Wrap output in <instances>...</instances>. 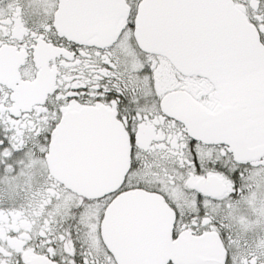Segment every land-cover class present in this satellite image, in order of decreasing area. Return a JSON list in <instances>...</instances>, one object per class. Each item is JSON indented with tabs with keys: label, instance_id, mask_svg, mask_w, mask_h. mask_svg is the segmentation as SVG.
<instances>
[{
	"label": "snow or ice",
	"instance_id": "obj_1",
	"mask_svg": "<svg viewBox=\"0 0 264 264\" xmlns=\"http://www.w3.org/2000/svg\"><path fill=\"white\" fill-rule=\"evenodd\" d=\"M0 264H264V0H0Z\"/></svg>",
	"mask_w": 264,
	"mask_h": 264
}]
</instances>
